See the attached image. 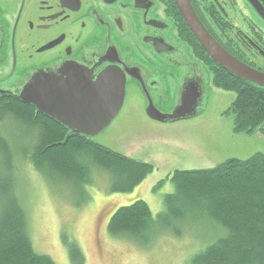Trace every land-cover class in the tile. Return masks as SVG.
<instances>
[{
  "label": "trees",
  "instance_id": "16d2710c",
  "mask_svg": "<svg viewBox=\"0 0 264 264\" xmlns=\"http://www.w3.org/2000/svg\"><path fill=\"white\" fill-rule=\"evenodd\" d=\"M209 62L216 87L237 94L227 111L234 117V133L264 135V88L231 75L210 57ZM2 124L8 131L14 124L21 136L0 130L2 176L8 181L0 187V264H57L36 252L32 242L28 213L17 189L23 161L49 183L71 184L86 196L99 171L110 174V190L120 194L131 193L154 170L152 164L71 133L20 101L0 99ZM169 180L175 189L164 196L160 214L154 215L145 200L136 199L111 216L109 234L149 247L160 233L182 237L186 223L209 220L222 226L224 236L185 264H264V154L228 160L214 169L175 171ZM65 236L71 264H87L80 244Z\"/></svg>",
  "mask_w": 264,
  "mask_h": 264
},
{
  "label": "rangeland",
  "instance_id": "374dc122",
  "mask_svg": "<svg viewBox=\"0 0 264 264\" xmlns=\"http://www.w3.org/2000/svg\"><path fill=\"white\" fill-rule=\"evenodd\" d=\"M240 2L264 24V0ZM173 34L174 50L169 54L173 73L160 77L166 82L163 86L170 89L172 101L154 105L170 115L181 108L185 94L194 87L197 98L192 113L179 121L156 122L148 117L142 95L129 91L122 112L94 138L117 153L152 164L154 170L141 185L131 193H112L110 174L96 171L86 196L71 184L49 183L24 161L19 165L17 189L28 213L34 248L55 263L71 264L64 235L80 244L87 264H185L224 236L222 226L209 220L186 223L182 237L167 231L160 233L149 247L109 234L111 216L136 199L145 200L154 215L160 214L164 196L174 192L169 177L175 171L214 169L228 160L246 161L258 153L264 154V135L260 132L234 133V117L228 116L227 111L237 94L218 89L213 73L196 60L176 32ZM150 77L144 75L145 81ZM149 90L154 93L152 87ZM10 126L8 131V126L2 124L0 130L14 136L20 134L21 129ZM1 165L0 161V187L8 184Z\"/></svg>",
  "mask_w": 264,
  "mask_h": 264
},
{
  "label": "flooded vegetation",
  "instance_id": "af4514ba",
  "mask_svg": "<svg viewBox=\"0 0 264 264\" xmlns=\"http://www.w3.org/2000/svg\"><path fill=\"white\" fill-rule=\"evenodd\" d=\"M191 4L225 51L264 73V24L240 0ZM175 8L171 0H0V99L22 102L25 88L42 74L94 84L104 71L117 68L127 78L126 100L129 91L140 93L147 111L170 103V89L160 77L173 73V33L213 73L209 54L176 3ZM185 96L195 104L194 87Z\"/></svg>",
  "mask_w": 264,
  "mask_h": 264
},
{
  "label": "water",
  "instance_id": "95a60500",
  "mask_svg": "<svg viewBox=\"0 0 264 264\" xmlns=\"http://www.w3.org/2000/svg\"><path fill=\"white\" fill-rule=\"evenodd\" d=\"M183 19L200 41L205 52L231 75L264 88V73L238 61L215 41L197 17L191 0H175ZM79 74L77 73L76 76ZM126 77L122 71L109 69L94 84L76 78L63 79L42 74L31 80L20 100L33 105L40 113L66 126L71 133L90 139L110 126L123 110ZM1 93V92H0ZM187 97V96H186ZM185 98L181 108L170 115L149 107L148 116L157 122L179 121L190 114L194 104Z\"/></svg>",
  "mask_w": 264,
  "mask_h": 264
}]
</instances>
